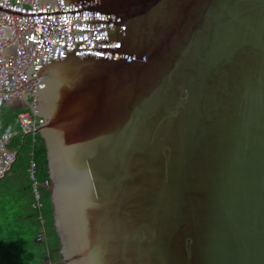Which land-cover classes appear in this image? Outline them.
Listing matches in <instances>:
<instances>
[{"label": "water", "instance_id": "95a60500", "mask_svg": "<svg viewBox=\"0 0 264 264\" xmlns=\"http://www.w3.org/2000/svg\"><path fill=\"white\" fill-rule=\"evenodd\" d=\"M28 1L60 262L264 264V0Z\"/></svg>", "mask_w": 264, "mask_h": 264}, {"label": "built area", "instance_id": "2783aa9c", "mask_svg": "<svg viewBox=\"0 0 264 264\" xmlns=\"http://www.w3.org/2000/svg\"><path fill=\"white\" fill-rule=\"evenodd\" d=\"M65 33H74L70 14L38 16V2L28 0H0V104L27 95L26 70L29 64H39V58L51 57L56 40H65ZM31 103V102H30ZM32 105V103H31ZM19 112L18 130L0 133V182L11 170L16 154L10 147L18 133L35 135L42 118L35 107ZM29 177L33 181L34 202L32 207L41 211L44 207L41 187L50 190L51 182L39 183L36 163H30ZM42 230L37 241L46 240L45 221L40 215ZM46 264H51L47 261Z\"/></svg>", "mask_w": 264, "mask_h": 264}, {"label": "trees", "instance_id": "16d2710c", "mask_svg": "<svg viewBox=\"0 0 264 264\" xmlns=\"http://www.w3.org/2000/svg\"><path fill=\"white\" fill-rule=\"evenodd\" d=\"M0 104V133L18 130L19 112L28 107ZM10 147L16 154L11 170L0 182V264H63L60 262L59 239L53 225L50 190L41 187L43 209L32 207L33 181L29 177L32 160L36 163L39 183L50 181L47 149L39 133H18ZM45 221L46 240L38 242Z\"/></svg>", "mask_w": 264, "mask_h": 264}, {"label": "crops", "instance_id": "0c3cea01", "mask_svg": "<svg viewBox=\"0 0 264 264\" xmlns=\"http://www.w3.org/2000/svg\"><path fill=\"white\" fill-rule=\"evenodd\" d=\"M23 100H24V97L19 98V99H14V100H11V102H9L8 104L15 105L17 107L18 104L23 103Z\"/></svg>", "mask_w": 264, "mask_h": 264}]
</instances>
